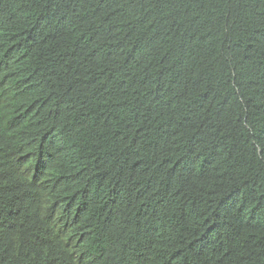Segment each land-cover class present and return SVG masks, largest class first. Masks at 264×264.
<instances>
[{
    "label": "trees",
    "instance_id": "obj_1",
    "mask_svg": "<svg viewBox=\"0 0 264 264\" xmlns=\"http://www.w3.org/2000/svg\"><path fill=\"white\" fill-rule=\"evenodd\" d=\"M0 264H264V0H0Z\"/></svg>",
    "mask_w": 264,
    "mask_h": 264
}]
</instances>
